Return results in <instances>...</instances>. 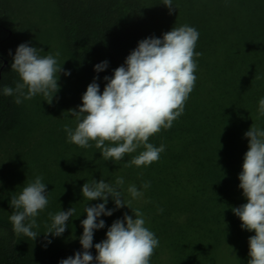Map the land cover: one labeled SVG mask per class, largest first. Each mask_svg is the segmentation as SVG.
<instances>
[{"label": "trees", "instance_id": "obj_1", "mask_svg": "<svg viewBox=\"0 0 264 264\" xmlns=\"http://www.w3.org/2000/svg\"><path fill=\"white\" fill-rule=\"evenodd\" d=\"M56 2L65 52L87 75L110 77L140 40L159 38L181 25L199 32L194 52L200 53L193 57L196 81L183 114L171 128L149 138L154 146H165L149 166L130 163L142 149L114 164L104 161L94 143L81 148L67 142L65 134V211L75 209L65 233L86 218L87 201L80 191L85 182L114 183L123 177L125 187L148 185L130 207L144 214L159 243L174 251L177 264H247L248 238L255 233L242 229L231 209L247 202L238 187L248 150L244 133L252 124L264 128V117L257 119L258 101L264 97V0H173L172 14L162 0ZM16 47L11 18L0 0V88L15 83L8 53L14 55ZM101 61L108 67L97 74L93 66ZM71 97L65 92V125L75 127L69 110H77L81 99ZM15 112L12 97L0 94V130ZM106 207H114L111 199ZM124 213L133 216L130 208L122 207L100 219L107 228ZM81 250L80 244L52 248L40 257V264H58ZM89 251L95 257V248ZM22 260L18 234L12 224L0 220V264Z\"/></svg>", "mask_w": 264, "mask_h": 264}, {"label": "clouds", "instance_id": "obj_2", "mask_svg": "<svg viewBox=\"0 0 264 264\" xmlns=\"http://www.w3.org/2000/svg\"><path fill=\"white\" fill-rule=\"evenodd\" d=\"M169 14L176 9L173 0H162ZM199 32L192 26L181 25L163 33L161 37H146L130 51L123 64L114 69L112 75L104 76L103 91L96 82L98 76L88 84L81 96L77 110H69L75 127L64 126L67 142L81 148L100 149L104 161H122L128 154L137 152L130 163L136 167H147L160 158L165 146H154L149 138L171 128L173 121L184 111V105L193 90L197 68L194 52ZM40 49L21 43L15 49L10 65L18 80L15 87L0 88V94L15 96L21 104L35 96L46 98L51 103L59 91L58 74L62 71L58 63L60 52L41 56ZM2 66V62H0ZM108 67L107 61L93 66L99 74ZM64 75L70 72L64 71ZM264 117V97L258 101L257 119ZM248 139V150L243 156L242 170L238 175L239 185L246 203L233 207L231 211L241 221L240 227L255 234L248 238L247 264H264V128L254 124L244 133ZM107 142V143H106ZM41 176L22 187L13 195L9 204L12 214L9 220L16 234L35 240L39 235L36 218L48 203V191ZM129 183L125 187L123 177L114 183L104 179L85 182L80 191L87 201L81 220L82 234L79 237L81 251L62 259L58 264H150L154 250L159 246L155 233L146 226L144 214L130 207L132 200L143 197L142 188ZM111 199L114 207L107 208ZM99 200L92 206L89 201ZM128 207L134 215L124 213L107 228L105 239L93 245L94 232L105 228L101 216H112L114 211ZM74 208L49 213L51 223L47 226L45 244H51L48 234L60 237L68 227L66 222L73 216ZM95 248L93 257L89 251Z\"/></svg>", "mask_w": 264, "mask_h": 264}, {"label": "rangeland", "instance_id": "obj_3", "mask_svg": "<svg viewBox=\"0 0 264 264\" xmlns=\"http://www.w3.org/2000/svg\"><path fill=\"white\" fill-rule=\"evenodd\" d=\"M4 2L12 21L16 46L27 43L40 49L41 56L57 50L60 52L58 63L62 71L58 74L59 91L52 102L48 103L44 101L46 98L38 95L16 104L15 96H11L16 112L12 120L0 130V220L11 224L9 216L14 210L10 207V198L36 176H41L42 182L47 184L49 203L36 218L37 227L33 229L39 235L32 240L18 234L23 264H40V257L52 248L79 244L83 231L80 225L60 237L53 238L48 234L52 242L44 247V233L51 223L49 213L65 211V92L79 101L88 84L93 81V76L80 71L65 52V35L56 0ZM64 71L70 72V75L65 76ZM18 79L17 76L15 82ZM96 82L102 92L106 82L100 78ZM11 87H15V83ZM135 201L132 200L133 203ZM145 219L148 227L149 221ZM107 228L94 232L93 245L105 239ZM170 249L159 243L150 264H177L174 251Z\"/></svg>", "mask_w": 264, "mask_h": 264}, {"label": "water", "instance_id": "obj_4", "mask_svg": "<svg viewBox=\"0 0 264 264\" xmlns=\"http://www.w3.org/2000/svg\"><path fill=\"white\" fill-rule=\"evenodd\" d=\"M10 34H11V32H10ZM6 63V62H5Z\"/></svg>", "mask_w": 264, "mask_h": 264}]
</instances>
